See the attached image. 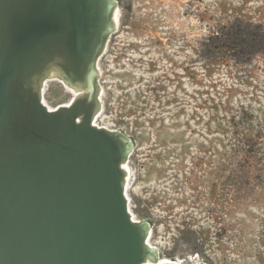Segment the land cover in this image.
Masks as SVG:
<instances>
[{"label":"rangeland","instance_id":"obj_1","mask_svg":"<svg viewBox=\"0 0 264 264\" xmlns=\"http://www.w3.org/2000/svg\"><path fill=\"white\" fill-rule=\"evenodd\" d=\"M114 9L96 123L132 143L125 190L148 245L175 264H264V54L239 63L207 46L236 17L264 27V0ZM42 98L55 108L73 92L52 81Z\"/></svg>","mask_w":264,"mask_h":264},{"label":"water","instance_id":"obj_2","mask_svg":"<svg viewBox=\"0 0 264 264\" xmlns=\"http://www.w3.org/2000/svg\"><path fill=\"white\" fill-rule=\"evenodd\" d=\"M113 8L0 0V264H160L149 223L128 206L121 164L132 143L93 123ZM47 67L85 91L49 108L40 93Z\"/></svg>","mask_w":264,"mask_h":264},{"label":"trees","instance_id":"obj_3","mask_svg":"<svg viewBox=\"0 0 264 264\" xmlns=\"http://www.w3.org/2000/svg\"><path fill=\"white\" fill-rule=\"evenodd\" d=\"M207 39L209 50L224 52L239 63L264 54V27L238 17L215 28Z\"/></svg>","mask_w":264,"mask_h":264},{"label":"bare ground","instance_id":"obj_4","mask_svg":"<svg viewBox=\"0 0 264 264\" xmlns=\"http://www.w3.org/2000/svg\"><path fill=\"white\" fill-rule=\"evenodd\" d=\"M115 16H116V11L115 9L113 8L112 9V13H111V17L113 19V22L115 24ZM106 41V40H105ZM105 41L103 42V47H104V44H105ZM103 50V48H102ZM100 56V55H99ZM45 75L42 79V82L40 84V93L42 94L43 90L46 88V86L48 85L49 82H52V81H58V82H61L62 84H64V86L66 88H68L69 90H71L74 94H73V99L75 97H78L79 95L82 94V92H84L85 90L83 91H80L79 89H75L73 87H70L69 85H67L66 83H64L63 81H60L59 77H58V73L55 69V67H47L45 70H44V74ZM43 100V98H42ZM44 102V100H43ZM45 103V102H44ZM70 102L64 104V105H67L69 104ZM47 105V104H46ZM49 107V106H48ZM50 108V107H49ZM99 112H95L94 115H93V123L97 126H99L96 121L98 120V114ZM121 167L125 170V179H124V187H126V184H127V180L129 178V172H128V165H127V161H123L122 164H121ZM153 259L150 258V257H147L146 260L141 263V264H147V263H150L152 262ZM157 262V261H156ZM160 264H166L167 262H169V260L167 258H162L160 261H158ZM178 263V262H177Z\"/></svg>","mask_w":264,"mask_h":264},{"label":"flooded vegetation","instance_id":"obj_5","mask_svg":"<svg viewBox=\"0 0 264 264\" xmlns=\"http://www.w3.org/2000/svg\"><path fill=\"white\" fill-rule=\"evenodd\" d=\"M74 94V93H73Z\"/></svg>","mask_w":264,"mask_h":264}]
</instances>
